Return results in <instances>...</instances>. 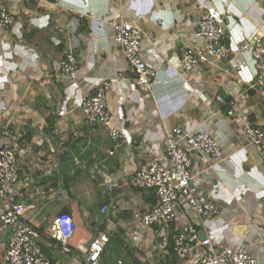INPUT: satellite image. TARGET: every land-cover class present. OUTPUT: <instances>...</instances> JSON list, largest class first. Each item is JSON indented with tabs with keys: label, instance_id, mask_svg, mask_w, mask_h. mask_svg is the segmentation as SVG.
I'll list each match as a JSON object with an SVG mask.
<instances>
[{
	"label": "crops",
	"instance_id": "0c3cea01",
	"mask_svg": "<svg viewBox=\"0 0 264 264\" xmlns=\"http://www.w3.org/2000/svg\"><path fill=\"white\" fill-rule=\"evenodd\" d=\"M0 2L11 16L0 33V126L10 125L24 141L15 164L26 195L24 218L43 235H50V224L61 214L76 224L66 252L43 239L53 264H83L73 248L87 245L98 232L112 243L103 254L105 264H197L200 249L186 260L175 258L171 249L154 250L155 229L132 217L152 207L147 191L133 187L132 179L145 160L161 153L166 129L191 131L198 125L219 144L224 160L214 165L209 157L196 159L193 184L220 211L199 219L182 208L173 235L190 222L216 249L249 245L264 264V162L244 136L247 125L264 129V87L250 88L255 63L249 51H239L264 37V0ZM205 6L224 23L231 54L181 73L182 47L200 44L193 26ZM120 19L143 36L141 58L155 70L151 93L133 85L134 72L112 40L111 24ZM55 20L63 33L55 30ZM69 48L79 60L75 82L58 77ZM103 80L111 83L106 99L112 126L124 134L122 143L109 139L106 129L89 130L85 123L83 101ZM218 95L224 104L215 101ZM61 146L65 157L60 160Z\"/></svg>",
	"mask_w": 264,
	"mask_h": 264
},
{
	"label": "built area",
	"instance_id": "2783aa9c",
	"mask_svg": "<svg viewBox=\"0 0 264 264\" xmlns=\"http://www.w3.org/2000/svg\"><path fill=\"white\" fill-rule=\"evenodd\" d=\"M57 2L58 0H46ZM121 4L123 0H111ZM11 24V16L7 8L0 2V33ZM54 28L63 33L65 28L59 20L54 21ZM112 40L120 47L128 65L134 72L131 79L133 85L143 93H151L154 85L155 70L141 58L143 36L133 28L132 24L120 19L111 24ZM75 31V29H73ZM193 34L200 42L198 47L184 45L181 49L178 65L181 73H190L212 61L225 60L231 54L225 45L226 30L216 14L205 6L194 22ZM239 51H249L255 63L256 78L250 88L264 87V37L257 38L252 44L244 43ZM79 60L72 48L67 49L59 63L58 77L68 81L78 80ZM110 81L103 80L100 85L87 96L82 104L86 126L89 130L104 128L108 137L114 142H125L122 131L112 126V112L107 104L106 91ZM246 96V95H245ZM218 104H224L221 96H216ZM234 116L233 111L227 112ZM246 143L254 147L264 162V129L247 125L244 129ZM24 144L22 137L10 125L0 126V249L4 250V264H53L42 249V241H55L63 252L69 250L76 224L68 214H61L50 224V235H43L36 227L24 218L25 192L19 187L20 177L16 169L17 156ZM159 155L145 160L132 179L136 189H154L156 204L145 212H134L133 219L143 228H154V250L164 254L171 249L173 256L186 260L195 251L197 264H259L257 257L250 251L249 245L234 244L216 249L207 237L200 238L198 230L187 223L173 235V225L182 208L190 211L199 219H209L219 214V207L202 197L193 184V169L196 159L220 162L224 154L219 144L211 136L196 126L191 131L180 127L165 130ZM112 155V152H109ZM209 168H213L209 166ZM101 175L100 170L95 171ZM114 187L109 183L106 188ZM105 205L101 212L106 211ZM175 233V232H174ZM7 238L5 239L4 236ZM109 237L105 232H98L87 244H78L73 250L83 264H105L103 254Z\"/></svg>",
	"mask_w": 264,
	"mask_h": 264
},
{
	"label": "trees",
	"instance_id": "16d2710c",
	"mask_svg": "<svg viewBox=\"0 0 264 264\" xmlns=\"http://www.w3.org/2000/svg\"><path fill=\"white\" fill-rule=\"evenodd\" d=\"M63 149H64V147L61 146L60 147V152H59V159L60 160L65 157V150H63ZM143 191H147L146 193H144V194H146V199H147L146 201L148 203H150L152 207H154V205H155V203L157 201L156 200L155 190L154 189H146V190H143ZM42 249L49 256V252L47 251V249L44 248L43 246H42ZM155 255H159V254L158 253H155ZM168 258L169 257H167V260L169 261ZM134 264H138V262L137 261H134ZM167 264H169V263H167Z\"/></svg>",
	"mask_w": 264,
	"mask_h": 264
},
{
	"label": "rangeland",
	"instance_id": "374dc122",
	"mask_svg": "<svg viewBox=\"0 0 264 264\" xmlns=\"http://www.w3.org/2000/svg\"><path fill=\"white\" fill-rule=\"evenodd\" d=\"M111 245H112V243H110V242L107 244V246L105 248V253H104L105 255H106V252L108 251V249H110Z\"/></svg>",
	"mask_w": 264,
	"mask_h": 264
},
{
	"label": "water",
	"instance_id": "95a60500",
	"mask_svg": "<svg viewBox=\"0 0 264 264\" xmlns=\"http://www.w3.org/2000/svg\"><path fill=\"white\" fill-rule=\"evenodd\" d=\"M200 238H201V239H204V238H206V235H205V233H204V232H201V233H200Z\"/></svg>",
	"mask_w": 264,
	"mask_h": 264
}]
</instances>
